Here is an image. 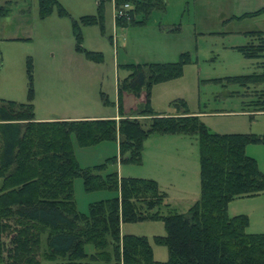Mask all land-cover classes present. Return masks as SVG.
I'll return each mask as SVG.
<instances>
[{
    "label": "trees",
    "instance_id": "obj_1",
    "mask_svg": "<svg viewBox=\"0 0 264 264\" xmlns=\"http://www.w3.org/2000/svg\"><path fill=\"white\" fill-rule=\"evenodd\" d=\"M98 0L96 13L73 19L76 50L95 60L100 50L83 45L82 25L99 24L105 32V3ZM117 9L130 3L127 14H116V24L143 23L167 0H113ZM44 17L54 7L69 13L59 0H38ZM12 6L0 4V16ZM264 6L236 18L256 16ZM142 13V18L136 15ZM130 15V19H128ZM177 27H172L176 29ZM250 40L235 46L249 58H257L259 71L218 77L243 87L264 83V29L245 32ZM112 38V35H110ZM192 62L189 51L175 61L127 62L129 72L118 79L117 117H87L38 120L34 103L33 61L27 59L28 99L0 97V264H43V259L63 264H264V231L247 230L246 213L230 215L229 203L242 196L264 193V170L247 153L250 143L264 142L255 132H218L193 112L184 97L171 101L173 110L161 113L152 105L153 86L180 77ZM147 99L137 113L124 111L123 93L128 90ZM251 102L264 109V88ZM105 103L109 99L105 96ZM250 102V101H248ZM149 118L146 123L141 118ZM152 133L197 135L200 149V197L185 211L166 201L167 191L155 178L120 175L109 164L118 160L141 162L145 140ZM75 136L80 145L117 140L119 154L105 162L82 167L75 154ZM83 178L87 190L108 189L113 194L89 204L87 212L77 207L74 179ZM162 219L166 232L154 240L168 248V258L155 257L146 234L124 232L123 223ZM44 236L46 246L44 247ZM94 251L87 250V244Z\"/></svg>",
    "mask_w": 264,
    "mask_h": 264
},
{
    "label": "rangeland",
    "instance_id": "obj_2",
    "mask_svg": "<svg viewBox=\"0 0 264 264\" xmlns=\"http://www.w3.org/2000/svg\"><path fill=\"white\" fill-rule=\"evenodd\" d=\"M59 1L69 13H60L58 7H54L42 17L38 0H31V20L26 29L33 32L31 40H0L1 96L24 101L28 99L27 59L30 56L34 67L37 116L67 114L76 116L71 118L91 115L113 117L120 114L118 79L129 72L121 66L123 63L175 61L183 51H189L192 62L185 66L180 77L153 86L151 101L156 111H172L171 101L184 97L191 110L202 112V119L213 131H253L264 135V109L254 107L260 111L252 112L242 102L243 97H247V105L255 106L251 101L259 97L260 84L243 87L238 83L224 84L216 80L218 77L260 70L258 59L248 58L238 48L231 46L245 43L248 37L231 30L264 28V13L242 19L233 18L234 13L242 14L250 8L242 0H167L164 7L152 10L145 17V22L118 26L114 1L109 0L104 7L105 32L99 24L82 25L83 45L103 52V58L95 60L76 50L73 19L82 14L96 13L97 0ZM143 16L142 13L136 15L137 18ZM127 17L130 19V15ZM10 21L6 23L10 25ZM237 89H240L243 97L232 91ZM105 96L109 99L108 103L104 101ZM146 99V88L139 96L124 91V111L137 113ZM141 119L146 123L149 121L143 116ZM73 145L82 167L105 162L109 156L120 152L117 140L84 146L73 136ZM247 153L256 157L264 170V142L248 144ZM109 166L116 168L120 175L155 178L168 193L166 201L181 211L187 210L188 204L200 197L197 135L152 133L145 140L141 162L118 160ZM74 190L77 207L84 212L89 210L92 201L113 194L108 189L87 190L81 176L74 179ZM229 213L248 214L250 222L247 230L264 231V193L233 199L229 203ZM122 229L124 232L148 235L155 257L160 260L168 258L167 246L154 240L155 234L166 232L162 219L126 222ZM45 241L44 236V247ZM86 247L88 251H94L93 244L89 243ZM43 264L63 262L61 258L43 259Z\"/></svg>",
    "mask_w": 264,
    "mask_h": 264
},
{
    "label": "crops",
    "instance_id": "obj_3",
    "mask_svg": "<svg viewBox=\"0 0 264 264\" xmlns=\"http://www.w3.org/2000/svg\"><path fill=\"white\" fill-rule=\"evenodd\" d=\"M6 1H8V0H0V4H3ZM11 1H12V6H11L10 12L7 15L0 16V40H4L5 42H19V41L23 42L26 40H31L34 36L33 32L30 29L26 30L29 28L30 20H31V16H30L31 0H11ZM242 2L246 5H250V8H247L246 10H244L245 12L255 10L257 8L264 6V0H242ZM97 3H98V0H97ZM252 7H254V8H252ZM263 13H261V14H263ZM261 14H259V15H261ZM233 15H240V14L234 13ZM10 19H11V21H10ZM115 20H116V7H115ZM9 21L11 23L10 25L8 23H6ZM258 29H264V28H258ZM248 30H252V29H241V30L239 29V30H231V31L242 32L246 37H248L247 41H249L250 37L245 33ZM241 44H244V43H237V44H233L231 46L233 47V46H237V45H241ZM260 88H264V83L260 84ZM232 91L234 93H237L240 96H242L240 89L232 90ZM0 97H5V96L0 95ZM5 98H9V97H5ZM246 98L243 97L242 102L245 104V107L248 108L247 110H251L252 112H259L260 110L255 109L253 105H247ZM12 99L24 101L23 99H20V98H13L12 97ZM34 103H35V101H34ZM247 110H244V111H247ZM35 111H36V104H35ZM192 111L198 113L202 117V112L195 111V110H192ZM169 112H171V111H169ZM217 113H219V112H217ZM119 116H120V114L119 115L117 114V115H114L113 117L118 118ZM71 117H76V116H70V115L67 116V114L62 115V116H37L36 115V118L38 120L68 119ZM78 117H80V116H78ZM87 117L91 118V117H107V116L91 115V116H82L81 118H87ZM250 132H253V131H250ZM197 199L192 200L188 204V207L192 203H194L195 200H197Z\"/></svg>",
    "mask_w": 264,
    "mask_h": 264
},
{
    "label": "built area",
    "instance_id": "obj_4",
    "mask_svg": "<svg viewBox=\"0 0 264 264\" xmlns=\"http://www.w3.org/2000/svg\"><path fill=\"white\" fill-rule=\"evenodd\" d=\"M130 7V3H125L121 8H119V9H116V14L118 13V14H120V15H125V14H127L128 12H127V8H129Z\"/></svg>",
    "mask_w": 264,
    "mask_h": 264
}]
</instances>
